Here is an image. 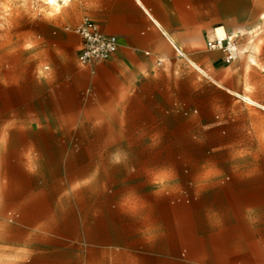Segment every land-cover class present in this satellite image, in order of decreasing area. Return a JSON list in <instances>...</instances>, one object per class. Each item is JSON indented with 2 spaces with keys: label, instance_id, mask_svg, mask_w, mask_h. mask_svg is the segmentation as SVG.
I'll use <instances>...</instances> for the list:
<instances>
[{
  "label": "crops",
  "instance_id": "1",
  "mask_svg": "<svg viewBox=\"0 0 264 264\" xmlns=\"http://www.w3.org/2000/svg\"><path fill=\"white\" fill-rule=\"evenodd\" d=\"M57 13L0 62V225L8 212L13 235L70 237L67 180L76 176V237L120 264H264V0H71ZM84 19L118 38L115 56L92 69L78 60ZM216 27L260 41L241 42L228 65L206 47ZM101 107L130 121L190 115L193 129L215 128L220 114L224 201L173 202L148 177L134 201L121 180L117 218L136 228L102 237L100 170L68 172L70 139L53 136L70 114Z\"/></svg>",
  "mask_w": 264,
  "mask_h": 264
},
{
  "label": "rangeland",
  "instance_id": "2",
  "mask_svg": "<svg viewBox=\"0 0 264 264\" xmlns=\"http://www.w3.org/2000/svg\"><path fill=\"white\" fill-rule=\"evenodd\" d=\"M56 14L47 0H0V62L11 57L16 43L24 40L30 47L29 27ZM254 34L246 41L238 39L239 44L255 46L260 38L254 39ZM218 84L224 87V82ZM110 109L70 114L69 129L53 135L70 139L68 172L100 170L102 237L118 229L119 237H133L136 225L125 226L117 218L118 197L125 189L119 186L121 180L132 182L134 201L141 197L144 184L140 180L146 177L173 202L193 201L194 196L198 202L224 201V122L220 114L214 118L215 128L193 129L190 115L144 114L130 121V115ZM77 180L76 176L67 180L69 210L63 228L70 237L13 235L9 232L13 215L5 212L0 225V264H120L123 259L110 250L94 249L76 237Z\"/></svg>",
  "mask_w": 264,
  "mask_h": 264
},
{
  "label": "built area",
  "instance_id": "3",
  "mask_svg": "<svg viewBox=\"0 0 264 264\" xmlns=\"http://www.w3.org/2000/svg\"><path fill=\"white\" fill-rule=\"evenodd\" d=\"M65 3L66 0H58ZM71 1V0H70ZM220 27L213 29L212 36L207 40L206 47L210 51L224 53L225 62L229 65L239 59V33L225 31L218 33ZM82 44L78 55L81 66L92 69L95 65L110 60L118 51V38L105 34L100 26L90 19H84L76 28Z\"/></svg>",
  "mask_w": 264,
  "mask_h": 264
},
{
  "label": "bare ground",
  "instance_id": "4",
  "mask_svg": "<svg viewBox=\"0 0 264 264\" xmlns=\"http://www.w3.org/2000/svg\"><path fill=\"white\" fill-rule=\"evenodd\" d=\"M70 0H66L65 3H61L58 0H47V4L54 9L55 11L59 12L62 8V5H66L69 3ZM226 29L223 27H220V29L218 30V33L220 35H223L225 33Z\"/></svg>",
  "mask_w": 264,
  "mask_h": 264
}]
</instances>
